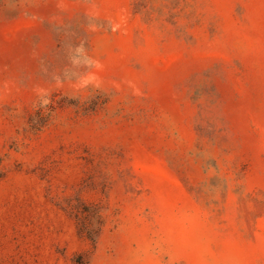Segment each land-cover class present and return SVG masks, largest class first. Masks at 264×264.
Listing matches in <instances>:
<instances>
[{"label":"rangeland","instance_id":"obj_1","mask_svg":"<svg viewBox=\"0 0 264 264\" xmlns=\"http://www.w3.org/2000/svg\"><path fill=\"white\" fill-rule=\"evenodd\" d=\"M0 264H264V0H0Z\"/></svg>","mask_w":264,"mask_h":264}]
</instances>
